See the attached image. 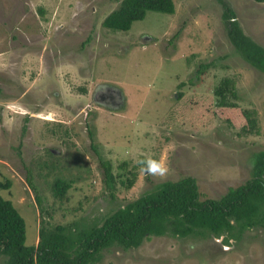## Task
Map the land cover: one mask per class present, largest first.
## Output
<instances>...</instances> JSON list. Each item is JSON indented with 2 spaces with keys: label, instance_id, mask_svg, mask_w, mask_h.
Returning a JSON list of instances; mask_svg holds the SVG:
<instances>
[{
  "label": "rangeland",
  "instance_id": "obj_1",
  "mask_svg": "<svg viewBox=\"0 0 264 264\" xmlns=\"http://www.w3.org/2000/svg\"><path fill=\"white\" fill-rule=\"evenodd\" d=\"M120 1L0 0V183L9 182L0 197L24 218L27 245L37 246L42 224H100L165 180L191 176L200 199H217L250 178L264 150V73L235 50L218 0H173L172 14L148 11L128 31L104 27ZM225 1L264 47V2ZM223 77L234 80V107L216 102ZM104 85L121 91L120 106L95 101ZM246 109L258 133L243 131ZM100 158L115 175L113 196ZM55 178L70 183L62 198ZM223 238L151 235L92 264H264V225Z\"/></svg>",
  "mask_w": 264,
  "mask_h": 264
},
{
  "label": "trees",
  "instance_id": "obj_2",
  "mask_svg": "<svg viewBox=\"0 0 264 264\" xmlns=\"http://www.w3.org/2000/svg\"><path fill=\"white\" fill-rule=\"evenodd\" d=\"M218 2L223 9L227 36L235 50L246 62L264 73V47L243 32L234 11L225 0ZM148 11L172 14L174 2L121 0L103 19L102 25L112 30L128 31L132 23L142 20ZM208 65L200 64L196 74ZM213 93L219 106H236L232 101L236 98L232 78L223 77ZM243 115L246 119L243 131L258 133L253 112L246 109ZM100 163L104 187L113 196L115 175L108 161L100 158ZM133 182L134 177L121 181L125 188H130ZM8 186L9 182L0 183L1 188ZM69 186V182L55 178L52 182L53 195L62 198ZM37 200L40 203L38 197ZM263 225L264 150H260L254 154L250 178L243 184L229 187L217 199H200L198 186L191 176L165 180L118 207L100 224L81 228L42 224L36 247L26 244L25 220L12 201L0 197V255L7 257L6 264H92L104 249L115 245L134 248L151 235L224 236V242L228 243L229 239H238L245 230Z\"/></svg>",
  "mask_w": 264,
  "mask_h": 264
},
{
  "label": "flooded vegetation",
  "instance_id": "obj_3",
  "mask_svg": "<svg viewBox=\"0 0 264 264\" xmlns=\"http://www.w3.org/2000/svg\"><path fill=\"white\" fill-rule=\"evenodd\" d=\"M94 99L97 103L104 107H118L123 102L122 93L119 90L110 86L98 87L94 94Z\"/></svg>",
  "mask_w": 264,
  "mask_h": 264
},
{
  "label": "clouds",
  "instance_id": "obj_4",
  "mask_svg": "<svg viewBox=\"0 0 264 264\" xmlns=\"http://www.w3.org/2000/svg\"><path fill=\"white\" fill-rule=\"evenodd\" d=\"M153 168H154V172L161 175V176H164L167 174V168L162 163L154 162Z\"/></svg>",
  "mask_w": 264,
  "mask_h": 264
}]
</instances>
